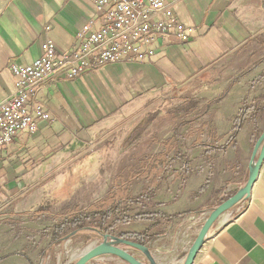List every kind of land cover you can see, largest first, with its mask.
<instances>
[{
  "label": "crops",
  "instance_id": "0c3cea01",
  "mask_svg": "<svg viewBox=\"0 0 264 264\" xmlns=\"http://www.w3.org/2000/svg\"><path fill=\"white\" fill-rule=\"evenodd\" d=\"M167 5L171 18L193 29L187 42L158 40L145 62L47 84L37 98L53 121L39 122L32 135L18 133L0 149V264H41L54 256L71 264L69 246L82 232L57 241L67 231L58 236L55 227L109 195L139 197L140 162L165 152L168 168L154 195L139 204L124 200L107 222L151 216L120 222L113 231L145 233L154 264H182L209 214L244 187L264 130V0ZM89 22L93 30L101 26L91 0H0V103L15 93L11 65H30L47 38L59 51L75 50L77 33ZM186 99L196 102L189 112ZM244 104L259 110L248 113L232 140ZM162 122L171 134L154 139L156 151L135 157L138 166L131 156L125 166L117 165L123 158L109 159L119 142L108 138L117 130L133 123L131 142ZM105 167L111 181L78 204L91 195L80 182L99 179ZM124 178L130 179L123 184ZM67 185L68 195L60 196ZM90 233L93 240L100 236ZM134 256L148 264L142 253ZM87 264L125 263L111 255ZM192 264H264V160L250 195L217 219Z\"/></svg>",
  "mask_w": 264,
  "mask_h": 264
},
{
  "label": "built area",
  "instance_id": "2783aa9c",
  "mask_svg": "<svg viewBox=\"0 0 264 264\" xmlns=\"http://www.w3.org/2000/svg\"><path fill=\"white\" fill-rule=\"evenodd\" d=\"M91 1L101 26L93 30L89 22L80 28L75 50L59 51L47 38L42 54L30 65H11L15 93L0 103V149L18 133L32 135L39 122L53 121L37 98L47 84L76 81L108 65L145 62L154 55L156 41L184 43L193 31L170 17L167 0Z\"/></svg>",
  "mask_w": 264,
  "mask_h": 264
},
{
  "label": "trees",
  "instance_id": "16d2710c",
  "mask_svg": "<svg viewBox=\"0 0 264 264\" xmlns=\"http://www.w3.org/2000/svg\"><path fill=\"white\" fill-rule=\"evenodd\" d=\"M196 102L192 99H186L185 104L186 107L183 108V111L189 112L192 108V106ZM264 108V107H263ZM181 110V109H180ZM259 109H257L258 111ZM256 109L253 107H249L247 104H244L242 109L240 110L238 116L235 118L232 126L233 135L231 136V139L233 140L235 136L240 131L243 122L247 119L248 113L250 112H257ZM148 124V123H146ZM170 149H172L171 144H169ZM167 162V154H161L154 156L152 159H149L147 161L140 162V168H144L145 171L142 174V176H139L140 179H144V185L145 187L142 190V193L137 197L136 199H132L130 195L127 193H121L114 195H109L108 199L103 200L102 202H98L94 204L93 206L89 207L87 211L81 212L80 214L73 215L65 221L60 222L57 227H55V232L60 235L63 231L67 230V228H71L72 231L70 233L65 234L62 238H55L58 240H65V238H68L69 236L77 235L82 231H89V232H96L98 235H110V232L112 233L114 230V227L119 224L120 222H129V221H139L140 219H144L147 217L146 214L139 213V215L134 217H125V218H119L112 222L110 225H108V221L110 220L113 213L116 211V208H114L116 205H121L124 200L127 202H134L136 204H139L141 202L146 201L151 196L154 195L155 190L158 188L160 181L163 179V175L165 174L167 168H168ZM130 179V178H129ZM129 179H123L121 182L124 184L126 183V180ZM123 198V200H121ZM115 209V210H114ZM87 223V224H86ZM119 238L132 240L137 244H141L146 246L148 241H150V238L146 236L145 233L143 234H120L118 235Z\"/></svg>",
  "mask_w": 264,
  "mask_h": 264
},
{
  "label": "water",
  "instance_id": "95a60500",
  "mask_svg": "<svg viewBox=\"0 0 264 264\" xmlns=\"http://www.w3.org/2000/svg\"><path fill=\"white\" fill-rule=\"evenodd\" d=\"M264 129V128H263ZM255 147L251 156V164L248 171V179L243 188L239 189L229 199L222 202L217 206L206 218L205 223L200 228L197 234V238L191 245L186 255V258L182 264H192L196 255L199 252L208 232L213 227L217 219L224 213L228 212L231 208L236 206L237 203L244 200V198L250 195L251 186L255 182L258 176V170L263 162L264 158V130L258 137ZM103 241L98 244L88 246L82 253L79 259L74 264H87L90 261L101 256H115L119 258L125 264H146L142 260L137 259L132 253L124 250L123 247H129L137 252L143 254L148 264H154L153 258L147 246L139 245L132 240L122 239L114 235H100Z\"/></svg>",
  "mask_w": 264,
  "mask_h": 264
},
{
  "label": "rangeland",
  "instance_id": "374dc122",
  "mask_svg": "<svg viewBox=\"0 0 264 264\" xmlns=\"http://www.w3.org/2000/svg\"><path fill=\"white\" fill-rule=\"evenodd\" d=\"M120 127V124H118L117 126H115L113 129H116ZM133 127V123H129L126 126L122 127L121 129L117 130L114 135L110 136L108 139H116L118 140V145H116V147L111 148L109 151V159L115 158H123L122 163H117L118 166H125L127 163H130L128 157L131 156L132 158V165L133 166H138V162H135L133 159L136 157V159H138V157H140L141 155L145 154L146 152L151 153L152 151H156L157 147H156V143L154 141V139H159L161 135H164L167 133V131L169 132V135L171 134L170 131V127H168L166 125L165 122H162L160 124H158V126L156 128H154L155 126L153 125L151 127V129L148 131L147 134L143 135V136H147V137H142L140 138V135L137 136L136 138H134L133 141H128L126 140L127 137L130 135L131 132L127 133V131H130ZM151 145L149 144V141L152 140ZM117 162V161H116ZM112 167V166H111ZM114 167V166H113ZM106 174H103L100 176V178H96L93 181H89V183H85V182H80L81 187L85 188V190L87 189L89 191V193L91 194L87 199H81L79 198L78 200V204H87L90 199H94V197H96V195H99L101 190L105 187V185L107 183H109L111 180L109 178V174L110 171L107 167H105ZM113 169V168H112ZM92 178V177H91ZM82 188V190H83ZM67 189H68V185L64 187L63 190H61L60 196H65L68 195L67 194ZM87 224V223H86ZM67 231V232H66ZM65 232L66 233H70V231H72L71 228H67ZM111 235L114 236H118V233L116 232H110ZM96 239L93 240V235L89 232V231H82V233L80 234V236H78L76 239H73V241L71 242L69 249H70V253L73 255L74 259L73 262L71 264H74L79 257L81 256V253L88 247L91 245H95L98 243H101L103 241V238H101L100 236L95 237ZM123 249L129 251L130 253L140 257L141 253L137 252L136 250L129 248V247H123ZM56 256L51 257V259H47V257L43 258V261L41 264H64V262L66 261V259L64 260V258L62 259V261L60 262H56ZM184 261V260H183ZM38 264V262L36 263ZM40 264V263H39ZM168 264V262L166 263Z\"/></svg>",
  "mask_w": 264,
  "mask_h": 264
}]
</instances>
